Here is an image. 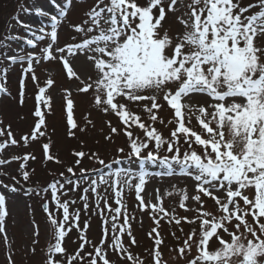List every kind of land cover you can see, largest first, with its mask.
<instances>
[{
	"label": "snow or ice",
	"instance_id": "6c2138e0",
	"mask_svg": "<svg viewBox=\"0 0 264 264\" xmlns=\"http://www.w3.org/2000/svg\"><path fill=\"white\" fill-rule=\"evenodd\" d=\"M181 3L187 9L177 17L183 25V32L173 37L163 29L162 22L168 12L175 14ZM33 5L31 10L49 18L50 31L46 30L44 24L37 28L23 24L25 31L31 32L33 37L26 39V43L36 48L47 37L46 46L39 53L32 51L25 55L4 57L12 63L27 61L19 83L20 103H23L26 77L31 74L33 81L37 80L34 62H60L66 76L69 79L75 78L82 84L79 92L87 94L91 90L97 109L119 117L122 124L120 130L128 141L127 157L138 158L140 164H155L159 161L166 166V171L161 175L171 176L175 174L174 164L179 166L180 174L191 177L195 182L191 197L182 191L179 207L193 210L185 203L189 199L199 205L195 209L198 214L194 218H176L163 207L162 199L151 203L146 202L141 195L145 191L146 177L149 176L147 170L141 168L138 172H132L128 169H116L108 175L109 178L116 177L111 187L115 188L117 207L113 208L108 204L107 198L97 191V180H91L80 196L84 209H88V192L91 190L96 195L97 211L104 216L101 239L98 243H93L85 234L88 223L85 222L84 228L80 229V210L70 212V206L75 205L76 201L62 202L60 199L61 195L66 194L63 191L65 185H69L68 191H72L79 188V181L61 173L63 182L56 179L43 189L30 190L48 192L51 189L56 212L62 210V219L58 222L49 208V202L46 201L43 205L56 229L55 242L49 246L45 264H112L105 247L109 243L113 252L119 249L132 264H143L142 260L137 261L125 249L123 243L126 233L130 244H137L130 224L134 217H130L126 210L122 212L123 187L130 190L134 187L137 206L151 210V219L157 226L148 233L154 241V248L151 250L154 264H166L161 260L160 246L163 240L157 230L160 224L157 216L160 214L176 225H180L182 221L189 224L199 221V231L193 228L183 241V246L178 249V254L187 259V264H264V0H256V3L243 7L241 0H190L188 3H184V0H145L143 5L138 0H96L81 24H70L80 38L77 40L73 37V42L63 46H58V30L74 6V0L56 3L55 13L43 10L35 4V0ZM256 7L259 10L251 13V9ZM21 9L29 10L23 6ZM7 39L25 38L7 37L0 40V48L7 47ZM79 56H83L85 62L92 65L96 73L95 79L87 76L86 80H81L73 64ZM0 71L3 72L0 80L6 81L7 69ZM52 84L53 80L48 79L47 85ZM170 84L175 85V88L168 87ZM145 91L153 94L143 95ZM160 93H163L162 99L174 112L176 126L168 138L153 126L158 120L153 110L161 108L157 102ZM0 94H9L4 82H0ZM192 94H206L212 100L208 105L211 112L205 107L198 109L197 119L204 135L185 123V109L188 108L189 112L192 110L183 101L190 99ZM36 99L50 110L51 97L45 96L44 87L39 88ZM122 100L150 101V107L147 103L144 107L152 123L146 124L140 115L129 111ZM73 107V100L68 98L67 122L71 128H76ZM34 116L39 120L30 133L32 140L45 135L40 130L45 125L44 112L38 107ZM159 122L164 123L163 119ZM168 123H173V120ZM108 124L110 135L105 138L110 140L111 134H117L120 130L112 126L110 121ZM134 127L143 132V137L134 136ZM10 129V125L0 128V137L6 136L0 142V151L19 143ZM21 140L27 145L29 135L22 136ZM183 145H187V150L181 152ZM193 145L198 146L199 151ZM42 147L45 159L54 160V156L49 154L50 144H43ZM162 149L172 155L160 157ZM117 151L123 153L124 148ZM74 155L78 158L76 164L79 165L85 153L75 152ZM13 159L27 162L29 159L34 160L35 156L25 154ZM55 162L59 163V160L55 159ZM99 162L104 164L103 160ZM7 163L6 159L0 158V165ZM24 167L25 164L22 163L21 169ZM66 171L76 175L73 167H68ZM81 172L86 170L81 169ZM22 177L28 181L30 172L22 171ZM132 178L138 180L134 186ZM100 183L107 184L108 180L101 176ZM206 198L214 201L218 215L204 209ZM151 199L149 196V201ZM101 200L111 213V222L100 206ZM7 215L6 198L0 194V233L4 234L5 240L7 234L3 221ZM121 215L123 222L118 226L117 221ZM73 228L80 229L81 242L74 254L67 255L63 242ZM221 231L227 233L230 239L225 240ZM35 234L38 235V232ZM213 238L219 243L215 250L210 248ZM85 245H91L92 251L81 255ZM194 248L195 254L188 258ZM57 254L66 256V259H56ZM8 259L9 264H14L10 256Z\"/></svg>",
	"mask_w": 264,
	"mask_h": 264
},
{
	"label": "rangeland",
	"instance_id": "374dc122",
	"mask_svg": "<svg viewBox=\"0 0 264 264\" xmlns=\"http://www.w3.org/2000/svg\"><path fill=\"white\" fill-rule=\"evenodd\" d=\"M138 2L143 5L145 0H138ZM188 2L190 0H184V3ZM56 3L63 4L65 0H35L37 6L51 13L56 12ZM254 3H256V0H241L242 7ZM95 4L96 0H79V2L74 0V6L58 30V46L73 42V37H76L77 40L80 38L70 27V24H81L87 18L86 13ZM21 6L29 10H22ZM33 6V0H0V40H5V38L11 36L25 38L19 40L7 39L5 41L7 47L0 48V53H3V56H0V70L7 69L6 81L0 80V82L5 83L9 93L0 94V121H2L0 128H7L10 125L14 138L19 142L17 145H9L6 150L0 151V158L8 161L7 164L0 165V194H3L6 198L8 212L3 221L7 240H5L4 234L0 233V264H9V256L14 264H45L49 255V246L55 242L56 229L51 224L43 205L46 201L49 202V208L56 215L58 222L62 219V210L56 212L55 201L51 199V189L48 192L30 190L43 189L56 179H61L63 182V178L60 177L61 173L74 181H79V188L72 191H68L70 186L65 185L63 191L66 194L61 195L60 199L62 202L64 200L76 201L75 205L70 206V212L75 209L80 210V229L84 228L85 222L88 223L85 234L93 243H98L101 239L104 216H101L97 211L96 195L91 190L88 192V209H84V202L80 199V196L84 194L83 189L88 187L91 180H97V191L102 197L107 198L108 204H111L113 208L117 207L114 196L115 188L111 187L116 177L109 178L108 175L116 169H128L132 172H138L139 169L144 168L149 172V176L146 177L145 191L141 193L146 202L155 203L162 199L163 207L176 218L187 216L192 219L197 216L198 213L195 209L199 205L191 199L185 203L193 210L179 207L182 191L187 192L190 197L194 194V180L180 174L179 166L175 164V174L168 176L160 174L166 171V166L159 163V161L155 164L151 162L140 164L138 158L129 159L127 157L129 151L128 141L123 131L120 130L122 124L119 117L114 113L105 114L97 109L93 103L91 90L87 94L79 92L78 89L82 87V84L75 78L69 79L60 62L42 61L39 64L34 62L33 67L37 80L33 81L31 74L26 77L23 103H20L19 83L23 75V68L27 67V61L12 63L4 57L25 55L32 51L39 53L46 46L47 37L45 41L39 42L36 48L26 43V39L33 37L31 32L25 31L22 27L23 24L31 25L33 28L44 24L46 30L50 31L49 18L40 16L31 10ZM258 10V7L253 8L251 13ZM186 11L184 4L181 3L180 9L175 14L167 13L162 24L163 29L167 30L170 36L175 37L183 32V25L179 23L177 17ZM73 64L75 70L81 76V80H86L87 76H91L92 79L96 78L92 65L86 63L83 56L77 57ZM0 76H3L2 71H0ZM48 79L53 80L51 86L47 85ZM40 87L45 88L46 97H51L50 110L45 104L38 102L36 99ZM168 87L174 89L175 85L170 84ZM68 93H71V95L69 96ZM142 94L152 95L153 92L145 91ZM162 95L163 93H160L157 100L161 108L153 110L158 116V120L153 126L165 138H168L171 130L176 125L174 112L167 102L162 99ZM68 98L74 102L73 119L77 124L76 128H71L67 122L66 100ZM122 102L127 104L129 111L140 115L146 124L152 123L149 119V113L144 107L145 103L150 107V101L131 102L122 100ZM183 102L192 110L189 112L188 108L185 109L187 113L186 125L204 135L197 119L199 116L198 109L205 107L211 112L212 109L208 107L212 103L211 98L206 94H192L190 99H185ZM38 107L45 114V125H42L40 129L45 132V135L32 140L30 133L34 131L35 124L39 120L38 117L34 116V112ZM160 119H163V124L159 122ZM169 120H173V123L169 124ZM109 121L112 126L120 130L117 134H111L110 140L105 138L110 135ZM132 130L134 136L143 137V132L138 128L134 127ZM70 133L72 134L70 135ZM24 135H29L27 145L21 140ZM5 138L6 136L0 137V142ZM46 143L50 144L49 154L58 159L59 163L55 162V159L52 161L45 159L42 146ZM181 143L183 144V141ZM193 147L199 151L198 146L193 145ZM119 148H124V152H118ZM151 148L152 145H150ZM185 150H187V145H183L181 152ZM75 152L85 153L79 165L76 164L78 158L74 155ZM25 154L35 156V159H29L27 162L22 159H13V157H22ZM143 154L147 155V152ZM159 155L160 157L171 156L172 153L162 149ZM100 160H103L104 164H100ZM115 161H119V163H114ZM22 163L25 164L24 169H21ZM68 167H73L76 175L73 176L67 173L66 169ZM81 169L86 170V172L82 173ZM24 170L30 172L28 181H25L22 177V171ZM82 176L85 178L82 179ZM101 176L108 180L107 184L100 183ZM12 177H15V179H12ZM136 183H138V180L132 178L133 186ZM121 187H123V184H121ZM149 196L152 198L151 201H149ZM122 202L124 205L122 212L126 210L130 217H134L130 220V224L132 234L137 241V244L131 245L130 238L125 233L123 236L125 249L137 261L142 260L143 264H154L151 254L154 241L148 236V233L157 226L151 219V210H144L137 206L138 201L134 187L131 190L123 187ZM100 206L104 208L105 216L111 222V213L105 207L103 200H101ZM204 209L219 214L217 206L210 198H206ZM157 218L160 220L157 230L163 240V244L160 246L161 260L166 264H187V259L178 254V249L183 246V241L193 228L199 231V221L192 224L182 221L180 225H176L174 221L170 223L168 218L163 217L162 214L158 215ZM122 222L123 215L117 221L118 226ZM80 229L73 228L71 232L67 233L63 242L67 255L74 254L79 248L81 242L79 239ZM229 230H232L231 226H229ZM37 232L38 235L35 234ZM220 234L225 240L230 239L227 233L221 231ZM109 235H111V232ZM105 247L108 249V256L112 264H132V261L127 260L125 254L121 253L119 249L113 252L110 243L106 244ZM218 247V241L213 238L210 241V248L215 250ZM88 251H92L91 245H85L84 252L81 255H85ZM195 251L194 248L192 253L188 254V258H191ZM55 258L64 260L66 256L57 254Z\"/></svg>",
	"mask_w": 264,
	"mask_h": 264
}]
</instances>
